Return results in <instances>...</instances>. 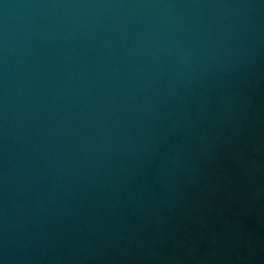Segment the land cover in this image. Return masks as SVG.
<instances>
[{
  "label": "water",
  "instance_id": "water-1",
  "mask_svg": "<svg viewBox=\"0 0 264 264\" xmlns=\"http://www.w3.org/2000/svg\"><path fill=\"white\" fill-rule=\"evenodd\" d=\"M0 264H264V0H0Z\"/></svg>",
  "mask_w": 264,
  "mask_h": 264
}]
</instances>
